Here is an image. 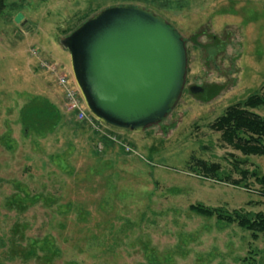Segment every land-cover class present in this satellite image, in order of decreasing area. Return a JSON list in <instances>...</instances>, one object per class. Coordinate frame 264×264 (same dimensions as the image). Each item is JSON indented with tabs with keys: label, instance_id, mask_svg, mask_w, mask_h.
Here are the masks:
<instances>
[{
	"label": "rangeland",
	"instance_id": "1",
	"mask_svg": "<svg viewBox=\"0 0 264 264\" xmlns=\"http://www.w3.org/2000/svg\"><path fill=\"white\" fill-rule=\"evenodd\" d=\"M120 6L161 17L187 50L178 104L142 132L82 123L67 113L58 82L65 74L77 87L62 41ZM206 85L218 89L190 92ZM256 94L264 96V0H8L0 16V264H264V233L191 210L264 216V157L242 155L210 128ZM255 112L264 118V107ZM199 161L219 165L224 180L195 172ZM240 180L250 189L233 184Z\"/></svg>",
	"mask_w": 264,
	"mask_h": 264
},
{
	"label": "water",
	"instance_id": "2",
	"mask_svg": "<svg viewBox=\"0 0 264 264\" xmlns=\"http://www.w3.org/2000/svg\"><path fill=\"white\" fill-rule=\"evenodd\" d=\"M23 16L16 22L20 24ZM91 114L116 131L142 132L178 104L188 56L172 26L138 7H113L84 22L62 41ZM200 88L192 87L196 94Z\"/></svg>",
	"mask_w": 264,
	"mask_h": 264
},
{
	"label": "trees",
	"instance_id": "3",
	"mask_svg": "<svg viewBox=\"0 0 264 264\" xmlns=\"http://www.w3.org/2000/svg\"><path fill=\"white\" fill-rule=\"evenodd\" d=\"M7 1L0 0V16L6 9ZM216 89H218L217 86L210 87L209 93ZM48 107L49 109L45 112L46 116L48 115L50 121L57 120L59 117L57 111L51 106ZM262 107H264V96L259 94L253 95L247 100L229 107L210 128L221 135L222 143L240 152L242 155L246 157H264V118L255 112V110ZM25 120L28 121V116ZM56 126L49 125L47 129L48 131L53 130ZM192 161H195V159L193 158ZM192 169L207 179L210 178L219 182L224 180L220 175V167L217 164L199 161L196 162V166ZM255 175L257 176V174ZM258 181L264 185V178H258ZM245 182L246 180H240L234 181L233 184L239 187L244 185V187L250 189L249 185ZM191 210L204 217H217L222 222L225 221L229 224L236 223L240 227L251 231L255 238H257L258 233H264V216L262 214L247 217L242 216L239 212L227 214L222 209H212L202 205L191 206Z\"/></svg>",
	"mask_w": 264,
	"mask_h": 264
},
{
	"label": "built area",
	"instance_id": "4",
	"mask_svg": "<svg viewBox=\"0 0 264 264\" xmlns=\"http://www.w3.org/2000/svg\"><path fill=\"white\" fill-rule=\"evenodd\" d=\"M33 55H37V52H33ZM43 68L50 69L53 74H57L58 68L53 65H47V63L42 64ZM58 82L59 85L64 89L65 91V107L67 110V113H74L76 114V117L79 121L82 123H86L88 125H91L92 128L97 129V126L95 125V120H97L94 116H92L89 112H87V109L85 107V103L83 100V97L80 93V90L78 87L72 86V82L65 74H59L58 76ZM99 131V130H97ZM116 141L117 139L114 138ZM126 150H130L128 147H126Z\"/></svg>",
	"mask_w": 264,
	"mask_h": 264
},
{
	"label": "flooded vegetation",
	"instance_id": "5",
	"mask_svg": "<svg viewBox=\"0 0 264 264\" xmlns=\"http://www.w3.org/2000/svg\"><path fill=\"white\" fill-rule=\"evenodd\" d=\"M216 47H218V52H220L221 51V49L220 48H224V47H221V46H216ZM192 88V87H191ZM190 88V89H191ZM200 89L198 90V92L196 93V95L195 96H197V97H200V96H203V95H205V94H207V93H209L210 92V86H208V85H206V86H202V87H199Z\"/></svg>",
	"mask_w": 264,
	"mask_h": 264
}]
</instances>
